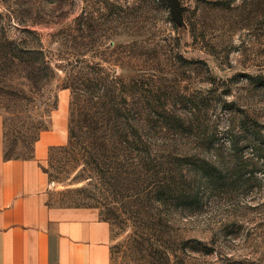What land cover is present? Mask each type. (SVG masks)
Returning <instances> with one entry per match:
<instances>
[{
    "label": "rangeland",
    "instance_id": "1",
    "mask_svg": "<svg viewBox=\"0 0 264 264\" xmlns=\"http://www.w3.org/2000/svg\"><path fill=\"white\" fill-rule=\"evenodd\" d=\"M94 74L177 175L179 210L130 217L112 179L58 148L67 83ZM0 121L6 156L63 127L49 201L98 209L111 264H264V0H0Z\"/></svg>",
    "mask_w": 264,
    "mask_h": 264
},
{
    "label": "crops",
    "instance_id": "2",
    "mask_svg": "<svg viewBox=\"0 0 264 264\" xmlns=\"http://www.w3.org/2000/svg\"><path fill=\"white\" fill-rule=\"evenodd\" d=\"M41 133L32 156H6L0 121V264H111V226L98 209L48 198L43 163L63 127Z\"/></svg>",
    "mask_w": 264,
    "mask_h": 264
},
{
    "label": "trees",
    "instance_id": "3",
    "mask_svg": "<svg viewBox=\"0 0 264 264\" xmlns=\"http://www.w3.org/2000/svg\"><path fill=\"white\" fill-rule=\"evenodd\" d=\"M106 78L94 74L82 77L83 82L67 83L73 91L71 105L77 116L70 124L68 143L58 148L68 150L74 146L86 165L95 164L104 177L112 179L110 185L122 192L120 201L130 217L143 219L152 212L179 210L186 195L177 175L165 170L160 156L150 152L151 145L128 114V104L117 101L122 96L112 92L106 106ZM109 82L115 86L118 81L111 78Z\"/></svg>",
    "mask_w": 264,
    "mask_h": 264
}]
</instances>
